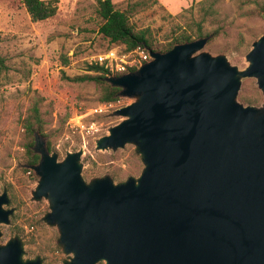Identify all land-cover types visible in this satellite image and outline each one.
Returning a JSON list of instances; mask_svg holds the SVG:
<instances>
[{
    "label": "water",
    "instance_id": "obj_1",
    "mask_svg": "<svg viewBox=\"0 0 264 264\" xmlns=\"http://www.w3.org/2000/svg\"><path fill=\"white\" fill-rule=\"evenodd\" d=\"M209 38L151 52L140 69L107 79L132 102L96 143L99 151L137 147L139 178L87 183L83 149L63 161L38 134L35 200L57 227L65 264H264V101L238 102L242 80L255 78L264 98V35L240 71L224 55L202 52ZM0 195V226L13 209ZM2 232L0 231V239ZM23 243H0V264L25 261Z\"/></svg>",
    "mask_w": 264,
    "mask_h": 264
},
{
    "label": "rangeland",
    "instance_id": "obj_2",
    "mask_svg": "<svg viewBox=\"0 0 264 264\" xmlns=\"http://www.w3.org/2000/svg\"><path fill=\"white\" fill-rule=\"evenodd\" d=\"M57 14L45 21L32 22L22 0H0V53L9 70L0 74V195L8 193L13 209L9 225H1V244L18 238L23 243L25 261L41 259L42 264H65L59 245L60 234L44 218L50 212L47 199L35 200L33 192L39 178L26 168L25 129L23 121L34 98H41L46 142L63 161L69 153L83 149L82 177L93 179L110 176L115 184L130 177L139 178L144 164L137 147L128 144L117 151H99L97 141L121 123L112 113L132 100L123 98L101 113L94 110L100 103V90L94 83H71L63 78L89 73V60L113 46L99 32L102 19L94 0H58ZM116 8L128 13L137 29H150L155 47L165 46L183 31L193 33L202 26L204 34L215 29L223 35L202 52L224 55L240 71L249 63L246 56L253 43L264 35V0H113ZM67 60V64H65ZM254 99L249 105L244 98ZM238 102L257 108L263 94L255 78L242 80ZM95 124L88 133L77 128Z\"/></svg>",
    "mask_w": 264,
    "mask_h": 264
},
{
    "label": "trees",
    "instance_id": "obj_3",
    "mask_svg": "<svg viewBox=\"0 0 264 264\" xmlns=\"http://www.w3.org/2000/svg\"><path fill=\"white\" fill-rule=\"evenodd\" d=\"M97 3V13L102 19V25L99 28L100 34L111 44L122 45L127 51H131L138 46H143L151 52L166 53L172 50L176 45L193 42L201 38H209L208 44L223 35V31L215 29L209 34H204L202 26L193 33L183 31L172 39L165 46L155 47L152 42V31L150 29L137 30L131 23L127 12L120 11L116 8L113 0H94ZM210 1V0H207ZM214 1V0H213ZM58 0H22V6L26 9L32 22H40L54 17L58 12ZM264 11V5L262 6ZM2 33L0 32V44L2 42ZM65 60V64H67ZM9 65L7 59L0 53V74L7 73ZM87 74L67 77L65 73L63 78L71 83H94L100 90V103L110 104L121 99V89L114 87L107 82L110 76H121L123 74H111L104 67L90 65ZM134 72V71H132ZM41 98H34L28 109V115L23 121L25 129V148H26V165L25 171L39 164L41 156L34 150L36 144V135L42 139L47 138L45 132V120L41 112ZM249 105L254 103L252 98H244ZM44 140V139H43ZM46 142V141H45ZM47 149L53 152L52 143L46 142Z\"/></svg>",
    "mask_w": 264,
    "mask_h": 264
},
{
    "label": "built area",
    "instance_id": "obj_4",
    "mask_svg": "<svg viewBox=\"0 0 264 264\" xmlns=\"http://www.w3.org/2000/svg\"><path fill=\"white\" fill-rule=\"evenodd\" d=\"M151 60L152 57L150 51L143 46H138L131 51H127L124 47L113 46L108 48L105 52L94 55L89 60V64L102 66L109 71V73L115 75L136 71ZM119 102L120 100L115 103L104 104L95 109L94 113H101L107 106L112 107ZM76 127L90 133L95 130L96 125L92 124L89 127H86L81 121H79Z\"/></svg>",
    "mask_w": 264,
    "mask_h": 264
}]
</instances>
